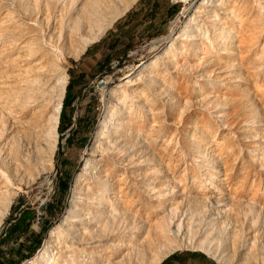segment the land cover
<instances>
[{
	"label": "rangeland",
	"instance_id": "rangeland-1",
	"mask_svg": "<svg viewBox=\"0 0 264 264\" xmlns=\"http://www.w3.org/2000/svg\"><path fill=\"white\" fill-rule=\"evenodd\" d=\"M147 2L0 0V233L21 199L43 233L20 264H264V0Z\"/></svg>",
	"mask_w": 264,
	"mask_h": 264
},
{
	"label": "trees",
	"instance_id": "trees-1",
	"mask_svg": "<svg viewBox=\"0 0 264 264\" xmlns=\"http://www.w3.org/2000/svg\"><path fill=\"white\" fill-rule=\"evenodd\" d=\"M142 1V0H141ZM156 3V2H155ZM160 3L154 4L153 13L159 7ZM181 10V4L178 2L169 4L168 14L173 17ZM155 15V14H154ZM132 44L126 46V50L132 48ZM113 56L108 55L105 62L99 64V68H104L110 64ZM73 80L71 79L66 90L62 113L60 117V133L73 124V120L66 114V109L72 104L74 98L73 94ZM64 192L69 188V181L64 180L60 186ZM37 218L36 210L25 203L24 200H19V203L12 206V213L6 219L4 229L0 233V264H20V262L31 257L42 243V232L35 233L32 226ZM44 229V228H43ZM15 244L12 248L7 250L1 248L3 244ZM14 254V255H13ZM185 256L194 257L200 256L206 258V254L202 251H177L170 254L161 264H186Z\"/></svg>",
	"mask_w": 264,
	"mask_h": 264
},
{
	"label": "bare ground",
	"instance_id": "bare-ground-1",
	"mask_svg": "<svg viewBox=\"0 0 264 264\" xmlns=\"http://www.w3.org/2000/svg\"><path fill=\"white\" fill-rule=\"evenodd\" d=\"M183 1L186 2L188 0H183ZM196 3L194 5H196ZM194 5L192 6V8L194 7ZM177 32L178 31H175L170 36L169 40H172L175 37V35L177 34ZM147 67H148V64L143 63L142 65L138 66L135 70L128 73L125 77H123V80H126V79H129L131 77L139 75L141 73V71L147 69ZM62 108H63V104H61L59 106V110L57 112L59 121H60V115L62 113ZM98 229H100V228L97 224L93 227L91 225H88V226L84 225V231L85 232L83 233V237H84L83 240L96 241V238H98L97 237L98 236V231H97ZM43 252H46L45 249L41 250V252L38 254L37 258L42 257ZM102 258H103V250L100 246H97V247H94L93 249H90L89 244H86L84 246L83 243L79 242V243H77V247H73L71 249H68L67 254L63 253V254L59 255L56 264H95V263L101 261ZM50 261H51V259L49 258V260L47 262H50Z\"/></svg>",
	"mask_w": 264,
	"mask_h": 264
},
{
	"label": "crops",
	"instance_id": "crops-1",
	"mask_svg": "<svg viewBox=\"0 0 264 264\" xmlns=\"http://www.w3.org/2000/svg\"><path fill=\"white\" fill-rule=\"evenodd\" d=\"M153 4H152V2H147V0H143V3H141L140 4V6L139 7H136L135 8V10H133L129 15H128V18L127 19H129V20H131L132 18H133V16L136 14V12L135 11H138L139 9H144L145 10V12L147 11V12H151V11H153ZM162 14V12H159V16ZM152 21L150 20L149 21V23H151ZM149 31H151V30H149Z\"/></svg>",
	"mask_w": 264,
	"mask_h": 264
}]
</instances>
